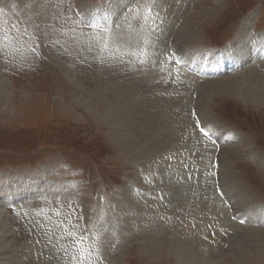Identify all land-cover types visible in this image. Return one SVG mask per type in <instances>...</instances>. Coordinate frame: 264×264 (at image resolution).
I'll list each match as a JSON object with an SVG mask.
<instances>
[{"label":"rangeland","instance_id":"rangeland-1","mask_svg":"<svg viewBox=\"0 0 264 264\" xmlns=\"http://www.w3.org/2000/svg\"><path fill=\"white\" fill-rule=\"evenodd\" d=\"M162 1L0 0V264H264V107L205 96L264 0L167 1L152 63Z\"/></svg>","mask_w":264,"mask_h":264},{"label":"bare ground","instance_id":"bare-ground-1","mask_svg":"<svg viewBox=\"0 0 264 264\" xmlns=\"http://www.w3.org/2000/svg\"><path fill=\"white\" fill-rule=\"evenodd\" d=\"M167 1H172L171 5L173 6L175 0H164L161 3L158 2L157 5L155 6V10L154 12L152 11L151 14L149 16H145L144 17V21L143 23H141V27H144L142 29L143 30V34H142V52L143 54H146L147 49H151L152 50V56L149 57H144L145 60L150 59V57H153V59H151L150 62L153 63V61H156L157 58L159 57V55L157 56L155 54V51H159L157 50L158 47L156 48L154 47V44L152 43V37L155 36L156 31L154 30L155 25L160 24L161 28H166L170 25V23L168 22L169 20H167V18L164 16L165 14V10H166V6H171L169 2ZM182 2V1H181ZM126 3V1H125ZM180 3V1H179ZM185 4V3H184ZM220 4L219 1H215L212 3V8L211 11H215L218 7V5ZM164 5V6H163ZM178 5V4H177ZM180 5V4H179ZM183 5V4H181ZM180 5V6H181ZM124 6V5H123ZM130 6L127 5L126 8ZM131 7V6H130ZM129 7V8H130ZM177 7V6H176ZM162 8V10L160 9ZM180 8V7H179ZM131 10V9H130ZM128 11V10H127ZM209 12H211L210 10H208ZM164 13V14H163ZM155 14V15H154ZM180 18V17H179ZM171 21V20H170ZM192 23V22H191ZM190 24V23H189ZM139 25V24H138ZM157 28V27H156ZM173 28V27H172ZM175 28V27H174ZM197 25H195L194 27H190L187 24H185L184 26V30H182V28L179 30V36H182L184 38L187 37H191V34H193L195 31H197ZM159 30V29H158ZM135 31V30H134ZM137 31V30H136ZM163 31V30H162ZM141 32V29H140ZM139 34V33H138ZM140 35V34H139ZM249 35V34H248ZM247 35V36H248ZM244 37V36H243ZM241 37L239 36L237 38V40L230 45H227L226 48L219 50L218 52H216V54L214 56H218V66L214 67L213 69L218 70L221 67L223 68L225 65H228V67L230 68V71L232 73H237L240 70H245L246 67H249V65L251 66V64H256L259 67V64L261 61H264V44L262 46V49H259V45L262 42V40H264V35H254V38L256 37V39H252V35L249 37ZM158 38V37H157ZM154 39V38H153ZM197 39V38H196ZM178 40H180V38H178ZM185 40V39H183ZM182 41V39H181ZM131 42V41H130ZM155 42V40H154ZM139 43V42H138ZM156 43V42H155ZM161 43H158V45H160ZM156 45V44H155ZM178 46V45H177ZM141 51V50H140ZM160 52V51H159ZM137 53V52H136ZM165 53V52H164ZM140 54V53H139ZM175 54V53H174ZM161 56V55H160ZM165 57V56H164ZM176 57V56H175ZM181 58V57H180ZM263 58V59H262ZM160 59V58H159ZM143 60V58H142ZM172 60V59H171ZM179 60V59H178ZM183 60V59H182ZM185 60V59H184ZM169 61V60H168ZM176 61V60H175ZM187 61V60H186ZM170 63V62H169ZM164 64V63H163ZM263 64V63H262ZM156 65V63L154 64ZM198 66V64H196ZM210 65V64H209ZM158 66V65H157ZM262 66V65H261ZM160 67V65H159ZM172 67V66H171ZM206 67V66H205ZM227 68V67H226ZM253 68V67H252ZM260 68V67H259ZM188 69V68H187ZM175 70V69H173ZM176 71V70H175ZM248 71V69H247ZM256 71V70H255ZM145 72V70H144ZM206 72L211 73L210 71V66H208V69ZM230 72V73H231ZM175 76V75H174ZM240 76V75H239ZM236 77L230 78L228 80H232L231 83H228L227 80L223 81V82H219V83H212V86L207 88L208 90L205 93V96L207 97H211L214 93H218V92H227V93H231L233 95H235L236 97L242 99L243 101H247L248 99L251 100L252 103L254 104H260L264 107V77L260 76V75H255V74H246L244 76V79L240 80H236ZM205 82V81H204ZM207 83V82H206ZM222 90V91H221ZM193 91V90H192ZM184 95V94H183ZM201 99V98H200ZM259 105V106H260ZM147 131V130H146ZM154 140V139H153ZM181 152V151H180ZM184 153V152H183ZM156 171V170H155ZM202 171V170H201ZM208 174H204V176H207ZM167 185V184H166ZM184 188V187H182ZM226 189V188H225ZM30 191V190H29ZM26 191L29 194H31L32 191ZM179 191V190H178ZM26 192H19L16 194V196L18 198H20L24 193ZM22 194V195H21ZM21 195V196H19ZM6 196V195H5ZM179 198L183 199L181 196H179ZM149 200V199H148ZM213 200V199H212ZM177 201V200H176ZM181 200H179L178 202L180 203ZM183 201V200H182ZM172 203V202H171ZM184 203V202H183ZM182 203H180L181 205ZM184 206V205H183ZM57 207V206H56ZM60 209V208H59ZM1 211V209H0ZM214 211V210H213ZM3 212V211H2ZM1 213V212H0ZM237 243L239 244V242L237 241ZM237 251L239 253H242V251H244V249H246L245 247H242L240 244L237 245ZM214 263V261H212Z\"/></svg>","mask_w":264,"mask_h":264},{"label":"snow or ice","instance_id":"snow-or-ice-1","mask_svg":"<svg viewBox=\"0 0 264 264\" xmlns=\"http://www.w3.org/2000/svg\"><path fill=\"white\" fill-rule=\"evenodd\" d=\"M201 132H205V129L203 127H201L200 129ZM71 235H73L74 237V244L76 247H78L80 249L79 252V256L77 257H73V259H78L79 260V264H84V261L87 259L88 257V253L91 251L90 249H88L87 251H85V247H84V240L85 237L83 236V234H75V233H71Z\"/></svg>","mask_w":264,"mask_h":264}]
</instances>
